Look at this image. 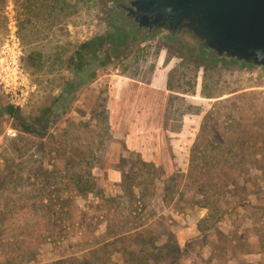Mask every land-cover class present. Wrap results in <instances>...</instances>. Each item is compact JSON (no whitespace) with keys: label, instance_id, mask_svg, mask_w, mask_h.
Here are the masks:
<instances>
[{"label":"rangeland","instance_id":"1","mask_svg":"<svg viewBox=\"0 0 264 264\" xmlns=\"http://www.w3.org/2000/svg\"><path fill=\"white\" fill-rule=\"evenodd\" d=\"M73 4L0 10V264H264V73L159 41L84 67L105 2Z\"/></svg>","mask_w":264,"mask_h":264},{"label":"water","instance_id":"2","mask_svg":"<svg viewBox=\"0 0 264 264\" xmlns=\"http://www.w3.org/2000/svg\"><path fill=\"white\" fill-rule=\"evenodd\" d=\"M141 25L189 32L201 48L236 67L264 73V0H135Z\"/></svg>","mask_w":264,"mask_h":264},{"label":"flooded vegetation","instance_id":"3","mask_svg":"<svg viewBox=\"0 0 264 264\" xmlns=\"http://www.w3.org/2000/svg\"><path fill=\"white\" fill-rule=\"evenodd\" d=\"M104 2L105 8L100 16L101 30L94 36L107 37L115 35L119 29H123L128 35L127 49L123 50L117 57L129 56L132 51L141 49L139 47H143L150 42L159 41L163 45L176 44L180 49H185L190 55L198 59L209 60L210 53L202 49L189 32L181 31L177 34L175 31L165 32L158 25H141L135 16L137 11V6L133 4L135 0H104ZM195 47H199L200 51L194 49ZM110 58L115 60L114 57Z\"/></svg>","mask_w":264,"mask_h":264},{"label":"trees","instance_id":"4","mask_svg":"<svg viewBox=\"0 0 264 264\" xmlns=\"http://www.w3.org/2000/svg\"><path fill=\"white\" fill-rule=\"evenodd\" d=\"M51 1L53 2V7H52V9H53L54 7H57L60 5H65V6L67 5L68 6V4L70 5V7H74L73 3H76L77 5H79V4L87 3L90 0H68V2H67L68 4H66L64 2V0H51ZM5 3H6V0H0V10L4 7ZM118 40H120V41H118ZM127 40H128L127 33L123 29H121V30L119 29V31L115 35H109L107 37L94 36L90 39L85 40L79 46L81 51H77L76 53L78 54V56L82 60V66L88 67L90 65V66L94 67V63L103 62L104 60L107 59L106 57H116L123 50H126L127 49V45H126ZM197 43L199 44V42H197ZM199 47L198 48L195 47L194 49H199V51H200ZM208 53H210V52H208ZM209 56H210L209 60L211 62H215L216 64H218L215 57L212 56L211 53L209 54ZM220 65L230 66V65H233V62H226V61L222 60ZM239 68L243 69V67H239ZM7 111L9 114H11L14 117H16V115L18 114V110L14 109L12 106L7 107ZM20 122H21L22 128L26 132H32L30 126L23 124L22 121H20ZM187 142H189V141H187ZM198 149L199 148L197 146H194V148L191 149V155H190L191 158L189 160V162L191 164L195 163L197 160L198 161L195 164L201 168L209 167L212 164H214V165L219 164V161L216 162L215 158H211L210 160H207L206 155L204 153V149L203 150L201 149V151H203V152L200 153V155H197ZM222 160H224V159H222ZM205 173H207L209 175L211 174V173H209L208 170H206ZM205 173L204 172L200 173L199 176L194 175L193 179L198 180L201 183L214 181L217 184H225V183H227L229 177H231V174L224 172V171H221V170H218L217 173H212L213 174L212 177H207L205 175ZM240 176L241 175L238 174V178L231 179L233 184H238V181L240 180ZM187 178H188V180H190L189 174H187ZM198 190L203 194L204 198L207 197L205 194V191L200 190V189H198ZM222 193H223V191L221 192V194Z\"/></svg>","mask_w":264,"mask_h":264},{"label":"crops","instance_id":"5","mask_svg":"<svg viewBox=\"0 0 264 264\" xmlns=\"http://www.w3.org/2000/svg\"><path fill=\"white\" fill-rule=\"evenodd\" d=\"M136 116H139V114L138 115L136 114ZM121 117H124V119L131 117V119H133L134 114H130L129 116H127V111L123 110ZM138 119H140V117H138ZM128 125H129L128 127L129 129L127 132L129 134V138L130 137L132 138L135 137V138L125 140V143L127 144L129 142L130 147H133V149H139L140 151H143V149L141 148L143 146V143L145 142L143 136L150 137V138L152 137L153 138L152 141L157 142L156 139L154 138V136L156 135V131L158 130V127L156 125L151 124V123L143 125V124H140L137 120L136 122H131ZM127 146L129 147L128 144ZM146 157H149V155H147Z\"/></svg>","mask_w":264,"mask_h":264},{"label":"built area","instance_id":"6","mask_svg":"<svg viewBox=\"0 0 264 264\" xmlns=\"http://www.w3.org/2000/svg\"><path fill=\"white\" fill-rule=\"evenodd\" d=\"M8 134L11 135V136H14V132H12L11 130L8 131Z\"/></svg>","mask_w":264,"mask_h":264}]
</instances>
